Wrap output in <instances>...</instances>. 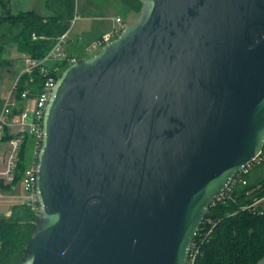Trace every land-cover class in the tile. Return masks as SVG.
Masks as SVG:
<instances>
[{
	"label": "water",
	"instance_id": "1",
	"mask_svg": "<svg viewBox=\"0 0 264 264\" xmlns=\"http://www.w3.org/2000/svg\"><path fill=\"white\" fill-rule=\"evenodd\" d=\"M63 70L39 219L13 264H187L216 196L264 150V0H139Z\"/></svg>",
	"mask_w": 264,
	"mask_h": 264
},
{
	"label": "trees",
	"instance_id": "2",
	"mask_svg": "<svg viewBox=\"0 0 264 264\" xmlns=\"http://www.w3.org/2000/svg\"><path fill=\"white\" fill-rule=\"evenodd\" d=\"M127 13L140 14L142 2L139 0H119ZM48 6L53 12L50 15L38 13L34 10L12 14L6 4V12L0 16V27L9 26L12 30L11 39L21 55H29L35 59L44 58L54 47L56 40L68 33L76 17V0H48ZM36 35L37 39L33 36ZM4 50L0 45V53ZM89 56L81 53L78 58ZM6 61L3 63L5 64ZM69 66L62 64V69ZM29 77L23 75L19 81L18 95L24 89ZM45 78L35 73V80L31 84L33 92H39ZM6 135L4 140H9ZM35 139L26 134L22 141L19 160L16 168L15 180L12 184L4 185L1 189L7 191L11 185L21 183L26 170L33 159ZM261 162L255 165L247 176L249 186H240L233 200L227 204L210 207L205 221L201 224L195 241H199L200 254L197 264H258L264 257V214H255L243 209L254 197L264 196V150ZM261 171L256 175L257 171ZM261 185V189L247 197L248 190ZM39 219V214L33 212L26 204L21 203L13 207L10 217H0V262L13 264L23 257V249L29 239L33 225ZM211 219L212 223L206 220Z\"/></svg>",
	"mask_w": 264,
	"mask_h": 264
},
{
	"label": "built area",
	"instance_id": "3",
	"mask_svg": "<svg viewBox=\"0 0 264 264\" xmlns=\"http://www.w3.org/2000/svg\"><path fill=\"white\" fill-rule=\"evenodd\" d=\"M77 18L78 17L76 16L73 24ZM115 24L116 25L110 31L104 33L100 38L87 46L86 54L88 56L96 54L106 44L116 39L128 25L121 17L115 18ZM33 38L37 39V36L34 35ZM67 47L68 33L59 37L52 50L42 59H35L29 55H23L25 69L17 76L12 90L3 98L0 110V142L4 140L6 135L11 136V138L7 140L8 149L4 157L3 168L0 169V199L6 197V194L1 189V182L4 185L12 184L14 182L20 147L24 136L29 134L35 139L33 159L31 165L23 175L21 181L23 195L20 198L27 207L38 214L39 204L36 191L37 165L38 155L42 147L44 135V114L51 98L52 91L63 72L62 64L67 62L70 66L81 60L78 57L71 55L67 51ZM36 72L45 78L43 86L39 92H33L31 87V84L35 80ZM23 75H27L29 79L20 95H18L19 81H21ZM261 154L243 167V169L234 176L226 189L216 196L211 206L227 204L229 201L233 200L234 195L240 186H249L247 176L250 174L253 167L261 162ZM261 187V185H258L256 188L248 190L247 197L252 196L253 192L261 189ZM243 209H247L258 215L264 214V196L254 197L243 207ZM206 221L210 224L212 223L211 219H207ZM195 239L190 248L187 264H197V258L200 254V244L199 241H195ZM0 264L2 263L0 262Z\"/></svg>",
	"mask_w": 264,
	"mask_h": 264
},
{
	"label": "crops",
	"instance_id": "4",
	"mask_svg": "<svg viewBox=\"0 0 264 264\" xmlns=\"http://www.w3.org/2000/svg\"><path fill=\"white\" fill-rule=\"evenodd\" d=\"M48 0H0V3H6L8 5V9L11 11L12 14L16 15L21 12L31 11L34 10L38 13L50 15L53 12L48 6ZM95 2V1H94ZM100 3L102 5H106L107 7L111 8L110 11H106L103 14H101L98 17H78L76 22L80 19L84 21H94L96 24L93 25H87L85 28H81V33L79 35L74 34L72 28L68 32V47L67 51L73 55L78 57L81 53L86 55V48L89 46L92 42H94L96 39L100 38L104 33L110 31L116 24H115V18L121 17L127 24L129 23V20L131 17H134L135 13H128L130 14L129 19L127 20L123 15L120 14V9L122 8V5L119 0H101ZM5 4V5H6ZM92 5V3H91ZM136 18L137 15H136ZM75 25V26H76ZM73 27V26H72ZM2 44V43H1ZM21 60H23V55L20 54ZM25 64V62H24ZM11 67H14L13 64H11ZM19 68V67H18ZM17 68V69H18ZM25 69V65L22 67L20 66V71L16 73L15 79L12 81V85L7 93H5L1 98L0 103V110L2 107V101L3 98L12 90V87L14 85V82L19 74L23 72ZM0 146H5L4 150H0V169L3 168V161L5 154L8 149V144L6 140H3L0 142ZM6 194V197L3 198L8 204L7 207L0 209V217H10L13 211V207L19 206L22 202L21 196L23 195V188L22 183H15L11 185V188H9L7 191H4ZM1 200V199H0ZM258 264H264V257L260 260Z\"/></svg>",
	"mask_w": 264,
	"mask_h": 264
},
{
	"label": "rangeland",
	"instance_id": "5",
	"mask_svg": "<svg viewBox=\"0 0 264 264\" xmlns=\"http://www.w3.org/2000/svg\"><path fill=\"white\" fill-rule=\"evenodd\" d=\"M95 1V2H94ZM101 0H76L77 2V17H98L106 11H110L111 8L107 7L105 4L100 3ZM92 3V5H91ZM6 4V3H5ZM4 3H0V16L4 15L6 12V6ZM120 14L123 15L127 20L130 17V14L126 12L125 9H120ZM136 15L131 17L129 23L136 21ZM96 24L94 21H84L80 19L72 25L73 35H79L81 28H85L87 25ZM76 25V26H75ZM12 30L9 26L0 27V45L3 44L4 50L0 53V103L2 96L8 92L12 85V81L15 79L16 73L20 71V66L25 65L24 60L20 58V52L17 49L16 45L12 42L11 37ZM2 43V44H1ZM6 61L5 64H3ZM11 64L14 67H11ZM19 67V68H18ZM18 68V69H17ZM1 144V143H0ZM6 146V145H5ZM5 146L1 147L4 150ZM0 152H2L0 150ZM261 171H257L256 175L260 174ZM5 199L0 200V209L7 207L8 204ZM2 210V209H1Z\"/></svg>",
	"mask_w": 264,
	"mask_h": 264
}]
</instances>
